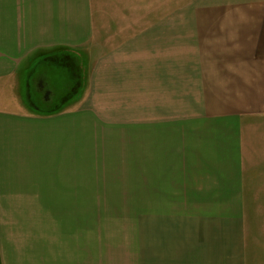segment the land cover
Here are the masks:
<instances>
[{
	"label": "crops",
	"instance_id": "crops-1",
	"mask_svg": "<svg viewBox=\"0 0 264 264\" xmlns=\"http://www.w3.org/2000/svg\"><path fill=\"white\" fill-rule=\"evenodd\" d=\"M74 50L78 102L27 107ZM0 264H264V0H0Z\"/></svg>",
	"mask_w": 264,
	"mask_h": 264
},
{
	"label": "rangeland",
	"instance_id": "rangeland-1",
	"mask_svg": "<svg viewBox=\"0 0 264 264\" xmlns=\"http://www.w3.org/2000/svg\"><path fill=\"white\" fill-rule=\"evenodd\" d=\"M31 63L25 88L27 107L44 111L48 108L69 104L71 101L74 104L78 102L85 89V75L88 66L87 55L83 51H52L35 58ZM66 79L67 83H65ZM71 86H74L72 90ZM66 87L68 88L66 97L69 101L61 104L65 97L62 91ZM110 177L113 175L95 176L97 179L95 181H102L103 178L109 180ZM141 208L144 211V207L139 206L140 210ZM89 209L91 227L94 224L91 233H129L133 227V222L130 223L133 208L130 205L90 206Z\"/></svg>",
	"mask_w": 264,
	"mask_h": 264
},
{
	"label": "trees",
	"instance_id": "trees-1",
	"mask_svg": "<svg viewBox=\"0 0 264 264\" xmlns=\"http://www.w3.org/2000/svg\"><path fill=\"white\" fill-rule=\"evenodd\" d=\"M50 111H53L52 109H50Z\"/></svg>",
	"mask_w": 264,
	"mask_h": 264
}]
</instances>
